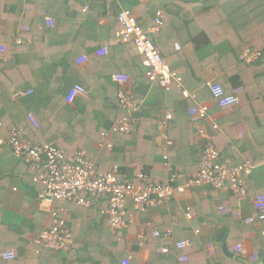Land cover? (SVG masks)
Segmentation results:
<instances>
[{
	"label": "crops",
	"instance_id": "obj_1",
	"mask_svg": "<svg viewBox=\"0 0 264 264\" xmlns=\"http://www.w3.org/2000/svg\"><path fill=\"white\" fill-rule=\"evenodd\" d=\"M47 1L40 3L41 6L48 4L47 9L41 10L44 22L45 17H49L55 23V18L59 14L63 18V30L57 36V41L60 43L70 41L75 35L76 28H86L84 29L86 38L99 46L95 52L102 47L108 49L105 57L109 58V63L105 67L96 63L90 71L92 77L96 74H109L116 68L121 70L117 73L144 77L142 58L135 53L134 45L114 43L116 32L112 33L110 30L113 15L109 11H103L100 0H85L86 3L83 4L78 3L79 0ZM26 2L28 4L22 14L14 13L17 19L10 17L0 19V32L3 36L0 38V46H8L11 43L16 46V50L19 51L10 56L15 64L22 67L35 62L42 55L32 44L30 37L25 34L28 31L25 24L30 23L29 17H34L39 8L33 0ZM170 4L169 0H124L121 6L134 14L142 29L148 33L151 42L156 41L160 47V54L170 70L183 75L182 86L184 90L192 93L195 99L183 98L182 90L177 85L169 88L170 90H164L157 82L146 81L144 77L148 89L139 104L151 108L159 107L153 120L154 129H151L152 141L159 154L149 157L150 166L136 161L131 172L121 173L130 180L133 172H139L138 167H142L149 171L148 175L155 183H167L171 172L163 165L162 159L167 138L173 143L167 152L171 168L174 172L195 176L202 145L196 135L198 126L192 122L191 108L199 105L207 108L203 127L209 136H212L214 146L218 149L219 162L226 165L249 163L252 170L248 177L243 178L244 196L228 190L215 192L207 189L203 193L201 189H193L184 193L175 192L173 198L163 206L136 214L122 235L129 254L125 257H131V264H174L170 256L160 253V249L167 246L170 252H175L177 249L171 247L173 243L188 242L189 245L180 250L182 255L179 257L188 258L190 254V259L179 262L178 257L176 260L178 263L264 264V237L260 233L263 225L246 222L248 218L257 214L252 204L253 200L264 194V49L260 48L263 56L252 64L241 62L240 58L236 62L233 56L229 58L232 55V47L224 28L222 32L221 27H216V31L207 24L208 22H204L199 26L182 30L181 18L176 11L179 7ZM11 5L8 1L3 3L4 15L13 13ZM158 7H160L158 12L164 16L160 28L156 25L157 13H153ZM200 7L203 10L205 6ZM162 27L164 30L161 31ZM189 33L193 37L183 42V38ZM16 39H23V44L17 45ZM262 40L264 45V36ZM175 45L179 48L176 49ZM95 52L93 54L95 59L103 58L96 57ZM4 54L5 52H0V71L4 70L7 63ZM81 56L77 57L76 64L84 67L86 61L82 64L77 63ZM7 71L6 78L10 79L15 71ZM73 72L75 73L73 76L79 79L81 74ZM29 81H32V77H29ZM209 82L220 83L227 92L237 89L239 105L231 111L221 110L212 99L207 85ZM18 92L26 91H10L6 85L0 84L2 120L0 140L7 139L10 130L14 127L19 129L25 116L36 110L35 104L37 105L39 101L26 98L31 95L17 97ZM166 114L172 115V119L165 127L158 126L157 120L163 119ZM212 124L217 126V130L211 129ZM105 142L92 141L91 155L97 157L96 154L101 152ZM119 146L120 152L126 158L136 150V144L131 140H125ZM101 160L97 164L98 170L108 171L109 164L105 163L106 160ZM185 170L187 173H184ZM34 175L35 171L28 163L14 157L7 146L0 145V264H20L14 259L4 260L2 255L9 251L17 254L19 245L26 246L28 250L38 246L35 241L42 230L49 228L51 215L61 212L64 213L66 228L74 239L72 251L46 253L38 247L39 259L30 260L31 264H89L79 261L77 248L88 247L84 239L85 234L105 226L106 208L99 205L97 208L99 210H87L77 206L74 201L59 204L41 203L38 193L42 187L32 181ZM53 207L58 209L54 210ZM188 212L192 216L190 220L186 218ZM177 213L184 218L182 223H186L188 227L186 233L182 230L179 234L174 225L173 219ZM156 230L161 237L154 238L153 233ZM166 230L173 232L169 239L162 236ZM212 230L218 231L219 235H225L227 254L219 241L213 243L208 251L204 241ZM110 232L113 234L111 230ZM147 237L157 239V242L144 245ZM177 237L179 239H176ZM134 245L136 247L132 250ZM237 245L242 247L240 254L234 253L233 249ZM197 248H203L204 253L197 251ZM104 254H109L107 249ZM220 255H225L229 259L221 258ZM125 257L121 256L117 261Z\"/></svg>",
	"mask_w": 264,
	"mask_h": 264
},
{
	"label": "trees",
	"instance_id": "obj_2",
	"mask_svg": "<svg viewBox=\"0 0 264 264\" xmlns=\"http://www.w3.org/2000/svg\"><path fill=\"white\" fill-rule=\"evenodd\" d=\"M6 1L12 4L13 11V13L8 16L4 15L2 12L3 3ZM44 1L48 2L47 0H33V2L37 3L39 9L34 17H29V19H31L30 23L25 24L28 30L27 33H25L26 36H29L32 44L41 51L42 55L40 59L24 67L19 66L14 63L10 56V54H16L19 51L16 50L17 47L13 46L12 43L8 46H4V56L7 58V63H5L4 70L0 71V84L6 85L8 90H14L15 92L32 89L33 93L26 98L39 101L37 105L35 104L36 110L32 112L38 127L35 128L28 121L27 114L24 121L20 124L19 129L17 128L20 131V138L33 146L51 143L55 147L64 150L67 155H71L76 151H85L86 155L92 158L96 165L101 159L106 160L105 163L109 164V170L116 166L120 172H131V170H133L132 165L136 161H141L145 163V166H150V164H148L149 157H155L159 154L158 148H156L152 141L151 131V129H154L153 120L159 107L151 108V106H141L139 104L147 92L148 85L146 81L148 79L146 78L145 81L143 76L138 78L129 75L128 87L133 92V101L137 106V117L139 118L137 131L133 134L113 133L109 141L103 144L101 152L96 154L97 157L92 156L91 142L103 141L101 134L111 131L115 127L117 120L126 114L125 111L121 109L117 98V86L111 80L112 74L120 72L121 70L116 68L109 74H96L92 77L90 74L92 67H94L96 63L105 67L109 63V58L103 57L100 60L95 59L93 54L99 46L86 38V30H84L86 28H76L75 35L70 41H64L63 43L57 41V36L63 30V18L61 14L57 15L53 27L47 28L45 26L44 17L41 15V10L48 8V4H46V6L40 5V3ZM169 2L171 6L179 7L176 11L181 18L182 25L180 29L182 30L193 28V26H199L204 24V22H208L207 24L215 28L216 31V27H221L222 32V28H224L232 47V55L229 58L233 56L236 62L245 48L259 49L261 52L264 49L262 40L264 36V0H169ZM99 3L103 11H109L113 15L110 29L112 33L120 30L122 27L118 19L120 7L115 3L106 2L104 0H100ZM27 4L28 2H26V0H0V19L5 17L7 19L9 17L11 19H17L14 13L22 14ZM202 5L205 6L203 10L200 7ZM51 7L53 6L51 5ZM159 9L160 7L154 9L153 13H158ZM162 25L157 27L160 28ZM160 30L162 31L164 28L162 27ZM2 37L0 32V38ZM191 37H193L191 33L187 34L186 38H183V42H187ZM234 38L236 40H234ZM152 43L160 54V47L156 41ZM260 48H262V50ZM134 50L135 53L140 56L135 47ZM81 55L85 56L86 62L84 67L77 66L76 64L77 57ZM178 58H180V56H178ZM7 70H9V72L11 70L15 71V74L10 78L11 80L6 78ZM73 71L81 74L79 79L73 76V74H75ZM173 73L181 79L180 88L184 90L182 86L184 80L183 75L178 72ZM29 77H32V81H29ZM75 83H80L87 93L77 96L72 104H68L65 101L66 93L71 85ZM17 85L19 86L17 87ZM174 85H176V83L172 84L170 88ZM191 110L194 111L195 114L197 107H192ZM125 140H131L136 144L135 152L127 158L120 152L119 146ZM210 141L214 144L212 136L210 137ZM108 143L111 144L110 148L107 146ZM200 160L201 156L197 168L199 167ZM101 162L103 161L101 160ZM142 171L148 175V170L142 168ZM172 171L174 172L173 169ZM173 172H171V174H173ZM137 173L133 172L130 180L137 182ZM184 173H187V170H185ZM177 174L179 177L172 182L174 188L192 177L183 173L181 174L180 172H177ZM95 199L98 200L97 205L91 209L96 210L99 205L104 209L107 208V196H95ZM62 202L66 201L53 200L51 203L59 204ZM53 208L54 210L58 209L55 207ZM183 220L184 218L180 213H177V216L173 219L179 234H181L182 230L184 233L188 230L186 223H182ZM260 224L264 227V223ZM263 227H261V229ZM110 230L111 228L106 220L103 228L85 234L84 239L88 247L81 249L77 248L79 261L88 262L89 264H112L118 262L117 259L119 257L129 255L122 236L111 234ZM217 235H219V232L215 230L210 231L207 235V240L205 239L204 242L208 251L213 243H217ZM228 237L230 238V234ZM176 239L179 238L177 237ZM187 239L189 238H186V240ZM144 241L143 244L146 245L151 242H157V239L147 237ZM135 247L134 245L132 250ZM37 248L38 246L29 249V251L26 246L19 245L14 261L20 262V264H31L30 260L39 259L37 256ZM105 249H107L109 254H104ZM197 249V251L202 254L204 253L203 248ZM45 252L51 253L53 251L45 250ZM181 252L180 250L169 252L168 256L173 259L174 264L187 263H178L176 261L177 258L182 255ZM220 256L221 258L229 259L225 255ZM187 259L189 261L190 254Z\"/></svg>",
	"mask_w": 264,
	"mask_h": 264
},
{
	"label": "built area",
	"instance_id": "obj_3",
	"mask_svg": "<svg viewBox=\"0 0 264 264\" xmlns=\"http://www.w3.org/2000/svg\"><path fill=\"white\" fill-rule=\"evenodd\" d=\"M115 3L120 7L118 19L121 23V29L114 34L115 44H133L138 54L142 57V66L144 77L150 82H157L161 89L168 90L174 83L181 86V79L177 77L166 64L164 58L158 53L154 44L148 38V33L144 31L137 21V18L128 9L121 6L124 0H104ZM164 16L161 12L157 13L156 25H162ZM45 23L48 28H52L54 21L45 17ZM23 39H16L17 45L23 44ZM178 49V45H175ZM5 48L0 46V52ZM108 49L102 47L95 52L96 57H105ZM263 56L259 49L245 48L240 59L246 64L256 62ZM85 62V57L81 56L77 60L78 64ZM111 80L117 86V98L120 107L125 111V115L117 120L115 127L111 131L102 133L103 140L109 141L113 133L133 134L139 126L137 117V106L133 101V92L128 87L129 76L124 73H115ZM208 88L212 99L221 110L231 111L239 105L238 90L225 91L218 82H209ZM32 90L18 92L17 97L29 96ZM85 89L78 84H74L67 92L65 101L72 104L77 96L84 95ZM185 98L195 99V96L182 90ZM192 122L197 125L196 135L202 145V155L197 168L196 175L189 178L185 183L173 187L172 182L179 177L177 172H173L169 164L167 152L172 147V141L166 138L165 154L163 155V165L173 172L167 183L157 184L147 174L138 167L137 182L126 178L119 169L114 166L106 172H100L95 161L86 155L84 151H76L67 155L62 149L48 143L44 145L33 146L20 138V131L14 127L10 130L7 139H1L0 145L8 146L12 155L30 164L35 171L33 182L40 185L42 189L38 193V199L41 203H51L56 201H74L77 206L91 209L97 205L98 200L95 196H107V208L105 212L106 219L114 235L122 236L127 229L128 224L136 214L147 212L149 209L163 206L176 193H184L193 189H201L203 193L206 190L218 192L228 190L235 194L244 196L243 178L251 174L252 165L249 163L226 165L219 162L220 155L216 147L210 141V136L203 127V121L207 117V108L199 105L196 113L191 111ZM28 121L35 127L38 124L32 114L27 115ZM172 119V115L166 114L163 119L157 120V125L165 127ZM2 122L0 120V127ZM212 130H217L215 124L211 125ZM107 146L110 148L111 144ZM87 197H83L82 195ZM253 207L257 212L255 217H250L246 221L248 224L264 223V194L257 196L253 200ZM64 213H53L50 219L48 229H44L38 235L35 243L40 250L64 251L70 252L73 248V236L66 228ZM187 219H192L191 214H186ZM264 237V227L261 229ZM154 237L159 238L160 233L156 230ZM162 236L169 239L173 236L171 230H166ZM188 242H176L172 244L173 249L183 250L188 246ZM242 247L235 246L234 253H240ZM170 248L164 246L160 253L168 256ZM4 260L15 258L13 251L2 255ZM186 257H179V262H185ZM116 264H131V257H125Z\"/></svg>",
	"mask_w": 264,
	"mask_h": 264
},
{
	"label": "water",
	"instance_id": "obj_4",
	"mask_svg": "<svg viewBox=\"0 0 264 264\" xmlns=\"http://www.w3.org/2000/svg\"><path fill=\"white\" fill-rule=\"evenodd\" d=\"M217 241L221 242L223 245V251L227 254V250H226V245H225V235L224 234H220L217 237ZM231 255V254H230Z\"/></svg>",
	"mask_w": 264,
	"mask_h": 264
},
{
	"label": "rangeland",
	"instance_id": "obj_5",
	"mask_svg": "<svg viewBox=\"0 0 264 264\" xmlns=\"http://www.w3.org/2000/svg\"><path fill=\"white\" fill-rule=\"evenodd\" d=\"M78 3L83 4V3H86V1L85 0H79Z\"/></svg>",
	"mask_w": 264,
	"mask_h": 264
}]
</instances>
